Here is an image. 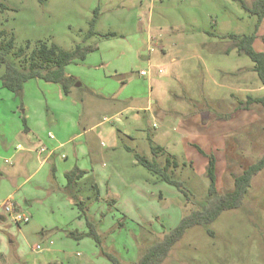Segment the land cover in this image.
I'll list each match as a JSON object with an SVG mask.
<instances>
[{"label":"rangeland","instance_id":"374dc122","mask_svg":"<svg viewBox=\"0 0 264 264\" xmlns=\"http://www.w3.org/2000/svg\"><path fill=\"white\" fill-rule=\"evenodd\" d=\"M93 20L96 33L85 38ZM256 23L236 0H0V30L14 36L15 49L30 54L39 41L89 47L65 67L74 81L69 93L43 79L28 80L22 94L0 83V202L12 199L30 216L0 221V264H115L108 254L137 264L205 204L211 154L218 192L233 191L235 178L264 154V121L244 131L251 114L229 106L231 93L243 96L232 88L244 75L238 69L254 65L232 35H251ZM254 41L264 53L261 37ZM246 74L256 77L252 87L260 80ZM161 132L167 136L155 141L178 161L169 172L185 182L189 200L135 157L163 166L167 154L154 156L149 141ZM28 135L47 152L18 150ZM56 142L63 145L42 163ZM161 264H264V169L240 207L190 228Z\"/></svg>","mask_w":264,"mask_h":264},{"label":"trees","instance_id":"16d2710c","mask_svg":"<svg viewBox=\"0 0 264 264\" xmlns=\"http://www.w3.org/2000/svg\"><path fill=\"white\" fill-rule=\"evenodd\" d=\"M236 1H239L245 10L257 16V23L251 35H233L232 37L237 40L239 50L248 55L255 63V71L264 84V53L255 51L253 48V42L264 19V0H254L251 5L246 0ZM2 7L5 8L4 5ZM93 22L94 20L85 38H89L96 33L93 29ZM27 46H30V42H28ZM88 51L89 47H85L81 43L77 44L74 49L67 50L56 43L49 44L39 41L31 53L27 54L24 47L15 49V38L13 35L8 34L6 30H0V67L5 66V72L0 75V83L4 88L17 94H22L24 85L28 80L43 79L61 84L65 93H69L74 81L73 78L67 76L65 67L75 62L77 58L83 60ZM10 55L18 59L19 65L9 60ZM255 101L261 103L264 107V95L256 98ZM24 124H26L25 118ZM149 141L154 156H157L158 152L167 154L163 147L154 144L150 136ZM128 149L132 150L131 148ZM135 157L138 163L156 175L158 180L176 186L184 194L185 198L189 200L190 193L186 189L185 182L174 177L169 172L173 165H178V161L170 154H167L163 166L156 159L151 160L138 152H135ZM216 162L217 159L214 154L208 156L207 176L210 180V186L205 204L184 215L175 228L165 234L162 239L154 241L142 253L137 264H161L167 258L174 245L184 237L190 228L210 225L224 211L240 207L251 186L253 177L264 169V154L235 178L234 190L226 193H220L217 190ZM73 175H75V172L67 175L68 185L72 182ZM88 224L90 226L89 233L100 244L99 234L92 223L89 222ZM209 233L214 235L213 230H209ZM108 255L115 264H120L114 256Z\"/></svg>","mask_w":264,"mask_h":264},{"label":"crops","instance_id":"0c3cea01","mask_svg":"<svg viewBox=\"0 0 264 264\" xmlns=\"http://www.w3.org/2000/svg\"><path fill=\"white\" fill-rule=\"evenodd\" d=\"M260 27H261V28H259L260 32L258 30V34L257 35L259 37H261V39L264 41V37H263V35H264V19H263ZM258 36L256 37V39L259 38ZM223 37H225V35ZM232 38L235 39L234 37H232ZM164 52L165 51H163V54H164ZM225 52L228 53L229 52V49L227 48L225 50ZM155 59H162V57L161 58L160 57L159 58H155ZM151 60H152V58H149L148 59V62L150 63ZM153 65L154 66H157V67H161V66L163 67V65H161L159 63L153 64ZM152 68L154 69L153 66H152ZM238 70H239L238 73H243L244 75H242L241 77H239L238 81H237V79H235V83L238 84V87L236 85V86H234L232 88L238 89L239 91L243 92V96H242L241 99H236L235 93H231L230 94V98L232 100H231V102L229 101V106L232 107L233 111L246 110L247 112H249V114H251L248 117L249 119L245 123L242 124V125H245V127H244V131H245V128H249V127H251V126H253V125L257 124V123L262 124V121H264V107L262 106L261 103L255 101L256 98H260V97H262L264 95V84L262 83L261 80H259L257 82H254L256 85L252 87V80H255L256 77L255 76L253 77V76H250V75H247L246 74V71L247 70L248 71L249 70L255 71V63H254V65L252 67H249V68L243 69V70L241 68H239ZM151 71L152 70H148L147 71L148 73H147L146 76H149L151 74ZM218 71L219 72L223 71L225 73V71L222 68H218ZM163 72H164V69H163ZM231 72H233V71H231ZM258 78H259V76H258ZM71 90H72V86H71L69 92H71ZM253 91H255L257 93L253 94L252 93ZM162 115H164V114L162 113ZM241 128H243V127L242 126L241 127H238L236 130L238 131ZM263 130H264V127H263ZM151 136L150 137L152 138L153 142L155 143L156 142L155 141V138H156V140L157 139L159 140L162 137L165 138L167 136V134L165 132H161V133H151ZM48 137L51 140L52 139H55V136H54V138H51L48 135ZM231 137L233 138V140L236 139V135L231 136ZM27 139H28V141H27L28 142V145L25 147L24 145L22 146V144H19L20 147L18 148V150H20V151L21 150H27L29 152L36 151V152H38V155H43V153L47 152V149L48 148L44 145V143L42 142V139L41 138L33 139V138H31V136L28 135ZM57 143L58 142H56V144L48 145L49 148H50V150L48 151V154L42 159V163L47 162L48 160H50L55 155L56 150L63 145V143H58V144ZM155 144L163 147L167 151V149L162 144L157 143V142ZM43 147L44 148H47V149L45 151H41V148H43ZM167 154H170V152L167 151ZM28 161H29V158L24 163H27ZM17 209L20 210L18 206H17ZM0 221H6V216L0 214Z\"/></svg>","mask_w":264,"mask_h":264},{"label":"built area","instance_id":"2783aa9c","mask_svg":"<svg viewBox=\"0 0 264 264\" xmlns=\"http://www.w3.org/2000/svg\"><path fill=\"white\" fill-rule=\"evenodd\" d=\"M154 48L151 47L150 51H153ZM159 72H163V68L159 67ZM147 71L141 70L140 74L145 76L147 75ZM51 138H54V135L52 133L49 134ZM46 148H41V151H45ZM0 214L5 215L6 217H9L11 221L20 224V223H28L30 221V216L21 210L17 209L16 204L12 201V199H7L4 202H0ZM37 250H41L42 247L40 245H37Z\"/></svg>","mask_w":264,"mask_h":264},{"label":"water","instance_id":"95a60500","mask_svg":"<svg viewBox=\"0 0 264 264\" xmlns=\"http://www.w3.org/2000/svg\"><path fill=\"white\" fill-rule=\"evenodd\" d=\"M80 85V83H78Z\"/></svg>","mask_w":264,"mask_h":264}]
</instances>
